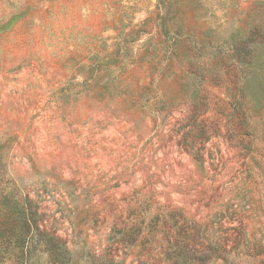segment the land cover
<instances>
[{"label":"rangeland","instance_id":"obj_1","mask_svg":"<svg viewBox=\"0 0 264 264\" xmlns=\"http://www.w3.org/2000/svg\"><path fill=\"white\" fill-rule=\"evenodd\" d=\"M158 2L0 0V264H264V0Z\"/></svg>","mask_w":264,"mask_h":264},{"label":"trees","instance_id":"obj_2","mask_svg":"<svg viewBox=\"0 0 264 264\" xmlns=\"http://www.w3.org/2000/svg\"><path fill=\"white\" fill-rule=\"evenodd\" d=\"M167 0H159L157 5V19L160 20V27L163 28L165 25V16L161 15V11L165 10V5ZM109 64H106L107 67ZM13 227H10V225ZM33 224L26 217V210L20 206L19 208H7L5 205L0 206V241L1 238H10L13 241V248L17 252V258H24L29 254V248L26 251L25 245L27 243L28 236L31 234L33 229ZM11 231L9 232V230ZM10 233V237L9 234ZM3 242V241H1ZM46 245L49 246L52 243V238L48 237L46 240ZM4 248L0 246V251ZM52 264H61L58 260L54 259L50 248H47ZM177 264V263H175Z\"/></svg>","mask_w":264,"mask_h":264}]
</instances>
